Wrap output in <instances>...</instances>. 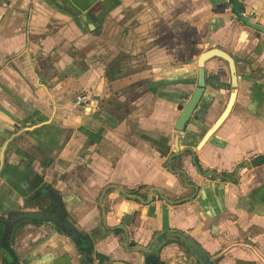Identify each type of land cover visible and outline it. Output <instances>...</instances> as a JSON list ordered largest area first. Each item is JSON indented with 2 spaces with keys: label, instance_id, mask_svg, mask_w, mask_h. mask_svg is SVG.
<instances>
[{
  "label": "crops",
  "instance_id": "1",
  "mask_svg": "<svg viewBox=\"0 0 264 264\" xmlns=\"http://www.w3.org/2000/svg\"><path fill=\"white\" fill-rule=\"evenodd\" d=\"M238 4L264 25V0H0V149L52 159L14 171L34 183L43 170L109 261L127 256L102 226V194L108 223H124L133 245L174 229L222 251L219 264H264V34ZM218 49L225 56L207 54ZM200 78L199 105L177 131ZM86 94L91 106H78ZM139 185L185 200L145 205L119 191ZM21 201L0 180V214ZM54 235L29 225L17 253L72 264ZM181 252L170 242L162 254Z\"/></svg>",
  "mask_w": 264,
  "mask_h": 264
},
{
  "label": "flooded vegetation",
  "instance_id": "2",
  "mask_svg": "<svg viewBox=\"0 0 264 264\" xmlns=\"http://www.w3.org/2000/svg\"><path fill=\"white\" fill-rule=\"evenodd\" d=\"M236 13L241 19L243 15H245L241 11L240 4H238V9L236 10ZM245 17L251 20V18L248 15H245ZM246 25L254 29L257 35L264 34V25H248V24ZM254 26H258L260 27V29L254 28ZM127 42L128 40L126 37H122V39L120 40L121 45ZM210 53H215V54L219 53V55L221 54L225 56V54L220 50L219 51L209 50L207 54L210 55ZM76 102L78 106L89 107L91 106L93 101H92V97H90L89 94H86L79 96ZM11 143L12 142L4 145L0 149V180L6 181L8 184L11 185L12 188H14L17 191V193L20 195V199L22 200L21 201L22 205L16 209H12L8 211L6 214H0V227H1L0 264H32L35 258L37 261L36 264H40V263L53 264V262L54 263L56 262L55 257L58 256L57 255L55 256V254L51 252H47L44 255L37 253L38 257L37 256L35 257L34 254L31 263L26 259H24L23 254L17 253L16 245H15L17 241V237L20 236L22 233H24L26 231V227H28L29 225L34 227L49 226L52 228V230L54 229L59 239L56 238L55 235L51 236V238L57 242H61L64 240L62 244L64 245L67 244V247L63 249L62 253L59 256L73 251L74 252L73 259L77 260L76 264H88V262L89 264L90 263L91 264H135V262L137 264H202L189 247L180 243L176 239L167 238L162 244L159 245L158 241L164 233H168L171 231L182 233L178 230L171 229L168 230L167 232L166 231L162 233L160 232L158 233V235L160 234L161 236L157 239V241L154 242L152 241V243L149 242L147 244L133 245L129 238L128 229L126 228L124 223H113V224L108 223L107 208L102 201L104 197V195L102 194L99 198V208L101 209L102 220H103L102 226L116 239L120 238L119 241L122 242L123 251H125L127 256L124 258H118L113 261H109L108 255H102V253H100L97 250L96 241L92 235V230L80 229L77 226L75 219H72L70 213L67 210L62 192H60L54 186L49 184V182L47 181L45 182L41 180L43 170H41L38 173L39 174L38 180L36 179L34 183L30 181L28 178H26L24 174L20 175L18 174V172L17 173L15 172L16 169L14 167L18 168L17 167L18 163L24 165L27 168L33 165L35 160H37V158L40 156V158H38L40 159L39 161L40 162L45 161V167L47 168L48 166L50 167L51 165L50 163L52 159L50 158L49 160L46 159L45 156L43 157V155L40 154V152H37L35 149L34 150L32 149V151L28 153L29 155L28 157L27 154H25L27 152L22 151L20 148L18 147L10 148ZM11 149L13 153L20 158V161L14 163L15 166H12L13 164L9 163V160L6 157L7 152L10 151ZM32 153L33 155L31 157L30 155ZM181 153L182 152L179 151L178 155ZM23 154H25L26 157H24ZM176 155L177 154L171 155L170 160H172V158ZM187 181L188 179L185 178V182ZM138 187L132 192L126 190L125 191L119 190V191L123 197L133 198L138 201L142 199L143 202L140 201V203H143L145 205H149L152 203L151 202L152 200H158V199L167 202L169 205H171L169 202H173L175 203L173 205H177L183 200H185L183 197L171 198L165 193L163 194L162 189L160 187H156V186L149 187V190L146 191V193H142L141 190L143 188H147V185H143V187L140 186L139 188ZM155 188L160 189L161 193L154 190ZM56 197L60 199L63 212L60 211V208L57 205ZM36 211L56 215L57 217H59L61 223L43 221L38 219H31V220L22 219L16 216V215H21L24 213L36 212ZM64 222L66 223L65 225ZM66 225L70 226L74 231L67 229ZM71 232H74L76 236H74L75 234H71ZM187 236L193 239L191 236L189 235ZM193 241L196 242L198 245H200L206 251L209 258L215 264L220 263L222 257L217 258L215 257V255L222 251L211 250L206 246L198 243L196 240L193 239ZM170 242H175L178 245V247L181 248L183 253L181 252L180 254L172 255L170 257H164L162 251L164 247ZM58 246L61 245L58 244ZM47 247H49V245L44 244V249ZM149 251L151 252L149 253ZM129 257H132V259ZM172 259H175L176 262L175 263L172 262ZM74 260L71 262L72 264L74 263Z\"/></svg>",
  "mask_w": 264,
  "mask_h": 264
},
{
  "label": "water",
  "instance_id": "3",
  "mask_svg": "<svg viewBox=\"0 0 264 264\" xmlns=\"http://www.w3.org/2000/svg\"><path fill=\"white\" fill-rule=\"evenodd\" d=\"M242 19L248 25H259V24H256V21L255 20H249L247 17H245V15H243ZM230 63L232 64V61H230ZM203 86H204V83H203L202 79L200 78L199 79V86H198L197 90L195 91L194 95L191 97V99H190L187 107L182 112V114H181V116H180V118H179V120H178V122L176 124V128L175 129L177 131H182L184 129L183 128L184 127V124L188 121V119L190 118V116L193 114L194 110L199 105L200 98H201L202 91H203ZM230 106H231V104L229 105V107ZM188 151L191 152V153H193L192 149H189ZM256 162L257 163H260V159H257ZM179 172H180V174H183L186 179H188V177H187V175H186V173L184 171H179ZM193 188L197 190V188L195 186ZM154 190H156L159 193H161L160 189H158V188H155ZM56 200H57V205L60 208V211L63 212L62 211V204L60 202V199L56 197ZM140 201L143 202L142 199ZM169 203L171 205L175 204L173 202H169ZM16 216L19 217V218H22V219H30V220L31 219H38V220H43V221H51V222H55V223H61L59 217H57L56 215L49 214V213H45V212H40V211L39 212L36 211V212L24 213V214L16 215ZM65 224L66 223L64 222V225ZM66 228L74 231L68 225H66ZM71 234H75V233L74 232H71ZM74 236H76V234ZM167 238H169V239H176L180 243H182V244L186 245L187 247H189L191 249V251L194 253V255L199 259V261L202 264H215L209 258V256L206 253V251L200 245H198L196 242H194L193 239H191L190 237H188L187 235H184L182 233H178V232H175V231H171V232H168V233H164L160 237V239L158 241L159 245L162 244ZM150 252L151 251H149V253ZM88 264H89V262H88Z\"/></svg>",
  "mask_w": 264,
  "mask_h": 264
},
{
  "label": "trees",
  "instance_id": "4",
  "mask_svg": "<svg viewBox=\"0 0 264 264\" xmlns=\"http://www.w3.org/2000/svg\"><path fill=\"white\" fill-rule=\"evenodd\" d=\"M254 28L260 29V27H258V26H254Z\"/></svg>",
  "mask_w": 264,
  "mask_h": 264
}]
</instances>
